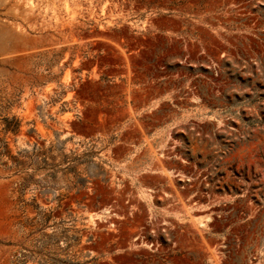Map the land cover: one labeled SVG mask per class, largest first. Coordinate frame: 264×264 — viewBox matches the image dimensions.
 <instances>
[{"label": "rangeland", "instance_id": "374dc122", "mask_svg": "<svg viewBox=\"0 0 264 264\" xmlns=\"http://www.w3.org/2000/svg\"><path fill=\"white\" fill-rule=\"evenodd\" d=\"M0 139V264H264V0H0Z\"/></svg>", "mask_w": 264, "mask_h": 264}, {"label": "trees", "instance_id": "16d2710c", "mask_svg": "<svg viewBox=\"0 0 264 264\" xmlns=\"http://www.w3.org/2000/svg\"><path fill=\"white\" fill-rule=\"evenodd\" d=\"M19 126V121L16 118L11 119V121H8L7 126H6V130L7 131H13L15 132L18 129ZM0 142L2 143V147H4V149L7 151L8 149V144L5 140H1ZM56 262H59V264H81L80 262L77 261H68V260H64V259H57Z\"/></svg>", "mask_w": 264, "mask_h": 264}]
</instances>
